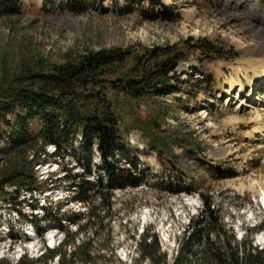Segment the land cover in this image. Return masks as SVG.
<instances>
[{"label":"rangeland","instance_id":"374dc122","mask_svg":"<svg viewBox=\"0 0 264 264\" xmlns=\"http://www.w3.org/2000/svg\"><path fill=\"white\" fill-rule=\"evenodd\" d=\"M44 2L23 0L20 14L0 16V88L29 68L102 48L147 60L148 51L172 47L186 55L176 68L181 91L119 95L121 136L139 168H147L146 179L136 188L95 194L88 205L71 199L62 180L63 168L81 170L75 157L60 164L39 142L11 150L0 140V179L32 169L42 188L29 194L14 182L3 186L0 250L9 243L11 250L0 252V264H217L204 246L180 255L190 219L201 220L206 203L218 219L208 227L212 248L236 252L241 264L248 245L263 250L264 76L257 73H264V0H162L176 12L174 21L151 16L159 7L143 0H99L81 14ZM223 169L233 175L221 177ZM89 179L97 180L96 173ZM44 213L54 215L50 228L63 230L62 243L19 258L29 226L42 233L49 226ZM146 233L158 242L151 256L142 247Z\"/></svg>","mask_w":264,"mask_h":264},{"label":"trees","instance_id":"16d2710c","mask_svg":"<svg viewBox=\"0 0 264 264\" xmlns=\"http://www.w3.org/2000/svg\"><path fill=\"white\" fill-rule=\"evenodd\" d=\"M97 1L45 0L44 4H49L51 9L81 14ZM143 1L159 7L151 16L166 21L176 19V12L162 0ZM22 7L23 0H0V16L18 15ZM209 45L202 44L200 47L211 51ZM147 53V60H143L144 56L132 55L128 50L102 48L68 57L47 67L27 69L0 88V140L11 150L39 142L45 152L46 147L51 145L54 147L51 156L60 164L71 156L75 157L80 171L71 173L69 168L62 169V180H66V189L75 201L88 205L95 194L138 187L145 182L147 168H139L138 157L133 155V149L121 136V108L117 99L119 95L140 99L148 95L165 97L180 92L181 78L177 76L176 68L180 61L186 59L183 52L172 47L158 51L152 49ZM130 60L134 65L125 68ZM173 80L178 82V86L171 83ZM93 157L98 160L94 164L91 163ZM121 161L127 166H119ZM93 172L97 180L89 179ZM220 174L226 178L231 177L233 172L223 169ZM13 182L29 192H41L42 189L32 169L27 172L13 170L0 179V197L4 193L3 186ZM19 192L15 190L16 196L11 197L15 199ZM201 212V220L190 219V231L180 248V255L184 258L193 255L194 245H199L206 247L217 264H241L242 258L236 256V252L226 254L220 248L211 247L208 227L213 220L217 224L218 219L208 203ZM41 220L51 223L56 219L54 215L44 213ZM36 228L38 233H42L37 224ZM142 236L144 255L151 256L152 248L158 247L157 238L147 233ZM248 246L245 263L264 264V249L252 251V247Z\"/></svg>","mask_w":264,"mask_h":264},{"label":"built area","instance_id":"2783aa9c","mask_svg":"<svg viewBox=\"0 0 264 264\" xmlns=\"http://www.w3.org/2000/svg\"><path fill=\"white\" fill-rule=\"evenodd\" d=\"M48 147H50V149H51L50 153H53L54 147L53 146H48ZM26 192L29 194L31 193L27 190H26ZM42 209L43 208L40 206V210H42ZM68 222L70 224L76 225L74 222H71V221H68ZM47 224L49 226L46 228L45 232H43V233H38V231L34 227V225L29 226V228H28L29 230H27L26 236L23 237L24 242L22 243V245L18 246V249L20 251L19 258H22L28 252L34 254V253H37L38 251H41L42 249H44V252H45V250L47 248L54 250L56 247H58L62 243L64 236H62V238H60L61 236L59 237V235L61 233H63V230L61 231L59 227L50 228L51 223H47ZM59 225H60V223H59ZM4 226H5V224H2V225L0 224V229L4 228ZM7 227L9 228V226H7ZM77 230L80 231L79 228ZM8 232H9V230H8ZM41 237L45 240L44 244H40V241L42 239ZM169 239H168V241H169ZM174 242H175V240H174ZM44 245H46V247ZM3 247L1 248L0 252L11 250L10 249L11 248L10 243L6 245V248H3ZM41 255H43V252H41L40 255L36 256V258L41 257ZM1 257H4V255H1L0 258ZM49 260H51V259H49Z\"/></svg>","mask_w":264,"mask_h":264},{"label":"bare ground","instance_id":"6f19581e","mask_svg":"<svg viewBox=\"0 0 264 264\" xmlns=\"http://www.w3.org/2000/svg\"><path fill=\"white\" fill-rule=\"evenodd\" d=\"M257 75H258L257 78H262V77L264 76V73H257ZM238 80H239L238 77H236V78H234V79H231V80H230V88H234ZM238 82H239V81H238ZM49 146H51V145H49Z\"/></svg>","mask_w":264,"mask_h":264}]
</instances>
